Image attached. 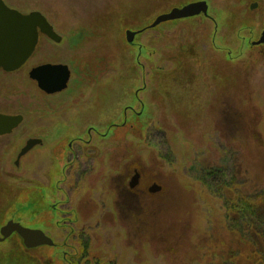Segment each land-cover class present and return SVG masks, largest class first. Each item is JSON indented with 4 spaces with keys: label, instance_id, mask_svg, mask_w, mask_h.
Returning <instances> with one entry per match:
<instances>
[{
    "label": "rangeland",
    "instance_id": "1",
    "mask_svg": "<svg viewBox=\"0 0 264 264\" xmlns=\"http://www.w3.org/2000/svg\"><path fill=\"white\" fill-rule=\"evenodd\" d=\"M193 1L4 0L41 11L63 39L41 34L24 66L0 69V112L24 115L0 136V228L14 220L57 244L26 249L15 234L0 258L16 241L45 264L64 241L79 264H224L251 249L232 241L226 203L264 195V45L252 43L264 0H205L208 15L150 27ZM130 30H142L133 42ZM47 62L71 69L66 91L48 95L30 78ZM89 128L92 143L70 152ZM32 137L42 144L19 159ZM215 166L237 179L219 194L198 180ZM135 170L140 185L127 195ZM155 182L162 190L150 195Z\"/></svg>",
    "mask_w": 264,
    "mask_h": 264
},
{
    "label": "water",
    "instance_id": "2",
    "mask_svg": "<svg viewBox=\"0 0 264 264\" xmlns=\"http://www.w3.org/2000/svg\"><path fill=\"white\" fill-rule=\"evenodd\" d=\"M252 8L257 4H252ZM208 2L200 0L187 3L182 7H175L165 14L158 15L150 27L164 23L165 21H176L194 17L199 14L208 15ZM42 33L56 42H60L62 37L57 34L49 20L41 11H31L22 13L18 9L9 7L4 0H0V68L5 72L18 70L35 52L39 41V34ZM128 41L133 42L136 31H127ZM264 43V31L260 40L254 44ZM71 70L66 64H42L35 67L30 72V77L38 82V86L48 94L62 92L67 88L70 81ZM23 114H4L0 112V135L11 134V132L21 125ZM39 140L30 139L20 152L19 159L26 154ZM18 164V161H17ZM141 173L135 170V174L130 178V187L136 188L140 185ZM162 186L153 183L149 188V193H159ZM22 238L26 248L33 249L39 246H53L54 240L41 229H33L23 226L20 222L9 220L0 228V242L15 234Z\"/></svg>",
    "mask_w": 264,
    "mask_h": 264
},
{
    "label": "trees",
    "instance_id": "3",
    "mask_svg": "<svg viewBox=\"0 0 264 264\" xmlns=\"http://www.w3.org/2000/svg\"><path fill=\"white\" fill-rule=\"evenodd\" d=\"M202 171L198 180L203 181L215 194H219L226 187H232L237 181L234 175H230L227 171L224 172L223 169L216 166L206 167L202 169ZM226 178L230 179V181ZM126 184L127 183H125V186H127ZM136 190L137 187H129L126 194H132L133 196ZM157 194L158 193H150V195ZM226 206L229 210L227 215L229 227L227 230L233 234L234 238L232 237V241L235 242L236 239V241L240 242L242 240L243 243L249 245L252 250L250 248L241 250L239 255H236V253L233 254L228 261L229 263L225 262L224 264H231L230 261L234 262V260L238 259L240 260L238 262L239 264H264V195H260L259 199L251 196H239L236 200H228ZM133 212H135V208ZM14 245L6 254L1 253L0 264H45L35 261L31 254L25 250L22 243L16 241ZM68 248L70 247L64 246L63 250L65 252L61 258L59 256L57 258L58 253H51V255H48L49 257H53V264H56V261H58L59 264H79L77 257L81 251H78V249L72 246L71 249L73 251L69 252ZM231 251L232 250H230V252Z\"/></svg>",
    "mask_w": 264,
    "mask_h": 264
},
{
    "label": "flooded vegetation",
    "instance_id": "4",
    "mask_svg": "<svg viewBox=\"0 0 264 264\" xmlns=\"http://www.w3.org/2000/svg\"><path fill=\"white\" fill-rule=\"evenodd\" d=\"M197 1V0H196ZM196 1H193V2H196ZM256 4H257V2H255ZM250 6H251V4H250ZM251 8V7H250ZM165 14V13H164ZM263 29H262V31H261V33H260V35H259V37H258V40H260V37H261V35H262V32L264 31V25H263V27H262ZM134 31H136V36L137 35H139L141 32H142V30H134ZM41 35V34H40ZM40 35H39V42H38V45H37V47L39 46V43H40ZM43 36H45L46 38H48L46 35H43ZM87 36H89V34L86 32V31H84V30H82L81 32H78V33H75V34H73V35H71V38H70V41L72 42H74V41H77V43H78V41L79 40H81V39H83L84 37H87ZM48 39H51V38H48ZM52 41H54L53 39H51ZM257 40V41H258ZM56 42V41H55ZM61 42V41H60ZM256 42V41H255ZM254 41L252 42L253 43V45L256 47V46H258V47H260V46H262V45H264V44H262V45H256V44H254L255 43ZM37 47H36V51H37ZM36 51H35V53H36ZM34 53V54H35ZM50 63H53V62H50ZM50 63H40L39 65H42V64H50ZM53 64H61V63H53ZM65 64V63H64ZM39 65H37V66H35V67H38ZM69 67V66H68ZM71 76H72V72H71ZM68 86H69V84H68ZM68 88V87H67ZM67 88H65V89H63L62 90V92H64V91H66V89ZM62 92H56V93H51V94H48L47 92V94L48 95H54V94H59V93H62ZM125 118H126V116H125ZM21 126V125H20ZM19 126V127H20ZM126 126V122L125 123H122L121 124V127L122 128H124ZM18 127V128H19ZM115 127H118V125L117 126H115ZM18 128H16V129H18ZM15 129V130H16ZM14 131V130H13ZM94 131H93V128H89V133H88V135H89V138L88 139H86V140H83L82 138H77V139H75L74 141H72V142H70V144H69V151L71 152V150L73 149V147H74V145H75V143H77V144H84V145H86V144H89V143H92L91 141L92 140H94V133H93ZM9 135H11V134H9ZM9 135H0V136H9ZM33 139H35V140H39L38 141V143H36L34 146H33V148L32 149H30L27 153H29V152H31V151H33V149H35L36 148V146L37 145H40V144H42V142H43V140L41 139V138H39V137H32ZM32 138H29L28 140H30V139H32ZM28 140L26 141V143L24 144V146H23V148L26 146V144H27V142H28ZM22 148V149H23ZM22 151V150H21ZM75 151H77V150H75ZM56 213V212H55ZM73 230H72V234H71V236L73 235ZM63 244L65 245V247H69L70 245H68V242H63ZM56 243L53 245L54 247H56ZM49 246V245H48ZM48 246H42V247H48ZM53 246H51L52 248H53ZM65 252V251H64ZM56 264H59L58 263V261H56Z\"/></svg>",
    "mask_w": 264,
    "mask_h": 264
}]
</instances>
